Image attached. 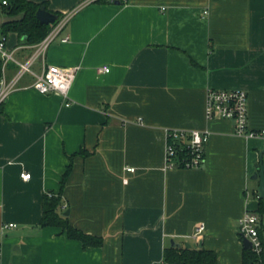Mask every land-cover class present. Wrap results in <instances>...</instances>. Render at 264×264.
I'll return each mask as SVG.
<instances>
[{
    "label": "crops",
    "instance_id": "1",
    "mask_svg": "<svg viewBox=\"0 0 264 264\" xmlns=\"http://www.w3.org/2000/svg\"><path fill=\"white\" fill-rule=\"evenodd\" d=\"M30 1L47 3L66 24L35 58L34 74L19 76L37 45L2 34L19 17L0 7V40L14 58L0 77V94L8 93L0 106V264H164L172 242L202 243L218 264H242L238 224L258 208L252 176L264 165V139L209 121L206 99L210 89L246 91L249 127L264 130V0ZM49 66L75 72L69 100L33 87ZM168 130L208 131L205 167L168 168ZM82 150L89 155L74 157L62 212L102 237L99 248L40 226L45 194L61 193Z\"/></svg>",
    "mask_w": 264,
    "mask_h": 264
},
{
    "label": "built area",
    "instance_id": "2",
    "mask_svg": "<svg viewBox=\"0 0 264 264\" xmlns=\"http://www.w3.org/2000/svg\"><path fill=\"white\" fill-rule=\"evenodd\" d=\"M97 0H87L85 4L93 3ZM115 1V0H111ZM7 2H4L6 4ZM204 14H208V11H204ZM66 24V20H59L53 27L52 31L47 37L37 45V52L26 63H19L20 71L19 76L25 73L34 74L32 71V65L40 54H44L51 44L55 41L58 35L62 32ZM0 56L3 63L6 64L10 60H14L11 53L8 52L5 46L4 40H0ZM110 68L103 67L99 69L101 73H108ZM75 72L69 69L62 68L60 66H49L44 68L40 75H35V82L33 87L41 94L48 95L58 93L66 100H69V92L75 79ZM7 92L0 94V106L3 104L7 97ZM70 105V103H67ZM248 94L243 90H215L210 89L207 93L206 99V117L207 119H225L234 123V132L238 136L245 138H262L264 139V130H252L249 127L248 119ZM210 133L208 131L199 130H168L167 131V149H166V161L168 168H177L178 159V142H183L185 148L190 151V158L184 161L186 169H200L206 165L205 149L209 141ZM171 137L174 140V144L168 143V138ZM183 146V147H184ZM129 172H134L135 168H128ZM24 180H30L31 174H22ZM262 222L261 217L255 212H247L244 217L239 220L238 232L240 237L248 239L252 244V249L260 253L262 250V240L260 238V228ZM15 227V225H5L4 228ZM205 232V225L201 224L194 235L197 239ZM2 257L0 250V259Z\"/></svg>",
    "mask_w": 264,
    "mask_h": 264
},
{
    "label": "trees",
    "instance_id": "3",
    "mask_svg": "<svg viewBox=\"0 0 264 264\" xmlns=\"http://www.w3.org/2000/svg\"><path fill=\"white\" fill-rule=\"evenodd\" d=\"M122 3L124 0H97L93 3ZM0 7L4 13L11 17H19L18 19L4 23L1 26L2 34L6 37L9 33H17L20 38L25 37L26 41L31 45H38L47 35L52 31L53 27L61 19L60 14L58 20L51 25L42 24L37 18V12L40 8H45L50 11L47 3H35L30 0H10L6 4L1 3ZM4 63L0 56V77L3 75ZM171 137L168 138V143L174 144ZM178 165L177 168H184L185 160L190 158V151L185 148L183 142H178ZM184 146V147H183ZM89 153L82 150L76 155L72 156L71 164L67 167V171L63 176L61 184V193L45 194L43 199V215L40 221V226L45 227H58L66 232L67 236L72 240L80 241L85 249L99 248L104 244V239L99 236H93L85 233L84 231L76 228L69 221V217L65 216L62 212V190L65 187L66 181L73 168V160L75 156H87ZM261 217L260 238L262 240V250L260 253L255 252L253 249H244L242 264H264V198H259L258 208L255 211ZM240 236V235H239ZM241 238V237H240ZM241 240H243L241 238ZM164 264H218V254L213 250L205 249L198 246L187 248L186 246L174 245L165 249Z\"/></svg>",
    "mask_w": 264,
    "mask_h": 264
},
{
    "label": "water",
    "instance_id": "4",
    "mask_svg": "<svg viewBox=\"0 0 264 264\" xmlns=\"http://www.w3.org/2000/svg\"><path fill=\"white\" fill-rule=\"evenodd\" d=\"M36 15H37L38 20L42 24H46V25L54 24L58 20V16L56 14L47 11L44 7L40 8ZM252 179L260 182L259 192H260V196L264 198V165L262 162L260 163L259 170L252 176ZM64 215L69 216V211H67ZM174 245L175 243L172 242V246ZM199 246L202 247V243H200ZM243 246H244V249H252V244L248 239L243 240ZM186 247L187 248H190V247L197 248L198 246L197 245L192 246L191 244H187Z\"/></svg>",
    "mask_w": 264,
    "mask_h": 264
}]
</instances>
